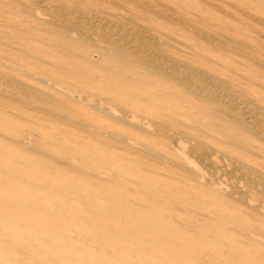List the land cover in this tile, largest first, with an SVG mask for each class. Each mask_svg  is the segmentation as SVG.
Here are the masks:
<instances>
[{"label": "rangeland", "instance_id": "374dc122", "mask_svg": "<svg viewBox=\"0 0 264 264\" xmlns=\"http://www.w3.org/2000/svg\"><path fill=\"white\" fill-rule=\"evenodd\" d=\"M56 1L57 0L45 1V3L42 4V6H40L38 9L36 13L37 16L40 18L43 17L44 19L47 18V21L52 20V16H54L52 11L57 5ZM59 1L63 2L67 8H65L66 10L64 9V14H66V16L60 19H71V22L69 21L70 28L68 29V34H70L69 37L73 38L74 36L73 39L75 40L76 45L74 43L68 45L69 47H65L64 52L66 54H59V57L57 54L60 51L54 50L52 46L48 44V42H43L41 39V35H47V38H51L55 32L53 28L45 27L35 31V33L29 35V41L27 43L23 41H8L5 38V34H9L12 30L8 28L5 31L6 33L0 35L1 40L4 42V44L3 42L0 43V72H2L4 75H11L10 77L18 80L19 82L24 84L26 83L31 87L51 95L52 98L59 100L67 108H69L72 114L75 113L74 115H77L78 118L81 117L80 119L83 122L85 121V125L88 126L89 123L90 125L88 127L79 128V126L78 128H70L66 122L58 120L57 118H49L41 113H38L28 104L12 102L10 99H4L6 106L0 110L2 112V121H0V123L1 129L4 128L2 129L4 137H0V146L5 147L2 148L0 153L1 155H4V158L1 159L0 164L1 166L4 164L6 167L2 169L3 167L0 166V179L3 180L2 182L0 181V188L2 189L0 190V217L2 218L6 217V215H12L16 221L12 224L8 222V226H4L3 223L0 222V264H130L131 262V264H140V262L141 264H164L165 262V264H192L193 262H195V264H264V243H262L264 242V224L261 225V220L250 215L244 205L243 207L245 208L242 207V204H240V206L239 203L235 202L229 203L224 200L223 202L220 201V203L217 202L221 198L213 190L208 189L194 181L188 180L183 176L181 171L167 166L163 161L160 163L159 161L157 162L155 160H139L141 157L125 145L113 143L111 146H104L103 149L106 151H114L116 157L114 156L109 158V156L104 153L97 154V152L101 151L100 143L106 144L110 141L103 138H93L89 135V133L86 132L88 130L92 132L93 128H98L100 129L101 133L110 132L113 134L121 133L127 136L129 135L128 137L133 143H142L152 146L161 154H167L169 158H173L175 156L182 158L185 157V154L188 152L189 144L182 142L180 146L183 148L180 146L178 147L179 149L182 148L180 149V152H173L175 150V147L173 146H171L173 151H170L171 149L168 150L165 145H169L171 140L169 137V139L162 137V135L164 136L167 133H164V131L161 132L160 126L162 123H166L168 125L171 124L170 119L172 117H178L183 120L182 122L189 124L190 118L192 120H196L194 119L195 116L192 115H196L197 112L192 111V107L193 110H195V108L198 110L199 107L203 105V102L200 104V101L197 100L196 102L194 99L191 100L189 96L187 97V95L184 94L181 87L178 85L163 80L155 72L153 73V71L151 72L146 70L147 62H144L145 60L143 59V61L142 58L140 60L141 64L139 63L138 66L137 63L128 64L118 61L115 58L112 60L110 54L114 49H117L115 48L117 45L119 46L118 49H122L124 47L123 50L126 51V49H128L127 52L129 53L130 50L131 54L136 52L135 49H137L138 53L134 55H138L140 57L150 55L149 52L151 49L141 46L142 50H145L144 53H141L142 51L138 50L137 44L135 45L132 43L129 45H122L120 43H116L115 39H118V36H114L112 39V37L106 35V37L104 36L106 39H104L103 32L98 31V29L93 27V23H95L96 19L100 20L102 23H109V25L111 27H115V29H121L120 31L122 33L130 32L131 34L137 30V28L142 26L141 28L149 34L148 36H153V40L160 42L159 44L161 46V52L165 55L186 62L193 68L203 72L205 71V73L208 75H212L213 77H216L225 83L228 82L227 84H229L232 90L237 93H240L241 91L240 94H243L244 92L245 95L248 94L247 96L259 100L264 96V0ZM52 3H56V5ZM70 6L74 9H77L78 13L75 10L71 14L68 10ZM152 6L156 9H154ZM80 11H82V15L79 13ZM19 15L20 16H17L16 18L22 20L23 15L20 13ZM179 16H182V18H179ZM109 19H111V21ZM75 20L78 21L75 22ZM130 20L134 22L132 23ZM117 22L119 24H117L118 27L116 26ZM57 28L61 29V27ZM202 30L210 33V35L212 34L216 38L225 36L229 39L222 41V43L219 45L206 44L205 42H202L203 39L201 40L202 37L200 34H198L200 33L199 31ZM71 31H73V34ZM76 31L78 32L77 35H75ZM198 36L201 38L198 39ZM155 37L156 39H154ZM80 38L82 39L80 40ZM76 39L78 42H76ZM83 39H86L87 41ZM110 39L114 40V45L111 42L112 40L109 42ZM235 42L245 45L249 49H247L249 54H240L236 51H233ZM93 45L95 46L93 47ZM133 46L136 47L133 49ZM133 50L135 51L132 52ZM30 52L34 54H31ZM42 53H44V55ZM148 57L149 59H153L151 58L152 56ZM258 64L262 65L263 68H260ZM77 66L85 73L81 77L76 74V71L74 70ZM10 69L12 71H10ZM26 72L32 74V76L35 78H30L29 76L25 75ZM35 74L39 77L42 75L43 76L39 78L34 76ZM45 80L47 81L44 83ZM72 88L73 91L71 90ZM75 88H78L80 91L78 89L76 90ZM63 90L65 93L67 91H71L70 93L78 94L79 92V94L88 97L89 101H92L93 103L96 101H101L104 107L110 108L112 111L115 110L114 112L116 114H119V111L121 110L131 111L133 112L134 123L137 122L145 124L144 128H146L147 131L145 129L140 130L134 127L131 123H120V121L116 119H113L112 121V118L108 117L107 114L95 109L94 107H91L86 102L69 100L67 97L66 99L63 93L59 95V93H61L60 91L63 92ZM90 94L92 95L90 96ZM181 108L182 110H180ZM198 115H201L199 118H202V122L205 123L206 119L204 116L198 113L196 117H198ZM93 118L94 120H92ZM150 121L153 122L151 123ZM209 123L211 124L206 128L214 135H218V137H223L225 135L223 127L219 123L214 122L213 124L212 121H209ZM155 125L156 127H154ZM130 126H132V128ZM182 126L183 125L178 126V128L188 131L185 126ZM57 127L64 128V130L67 132V138H64V140L58 137L52 138L51 140L45 138L42 139L41 134L57 133ZM155 131L157 133H155ZM156 134L159 135L156 136ZM9 137L21 142L22 147L20 148L14 146L8 139ZM194 137L206 141L212 148L220 151L222 153L221 155H226L228 158L239 160L252 167H260L261 161L254 157H249L247 152H243L241 150L239 151L234 147L219 143L214 139L202 136V134L199 133H195ZM43 142H54L55 148L57 147L56 150L58 149L57 156H61L63 159H70L72 161L69 163H67L68 160H62L63 162H53L51 159H47L46 161V158L39 154H35V152L32 151L33 147ZM248 142V145H246L247 149L259 150L262 148L259 142L255 140L249 139ZM162 149L164 150L162 151ZM87 150L97 155L92 156V153H84L87 152ZM172 154L174 155L172 156ZM80 159H86L85 161L89 160L88 162H91L90 166H92L94 169L89 170L87 167V172H85V170L83 172H79L78 169L81 168L80 161H82ZM198 160L199 159L194 157L190 166H192V168L195 167V169H193L196 171L199 170L198 172L202 171L200 172L201 174H204L206 172L205 170L213 167L209 165V162ZM112 161H115L116 163ZM122 166L124 169H122ZM213 168L211 170H213ZM82 169H84V167H82ZM96 170L98 172H102V174L97 175ZM217 170L223 172V169L220 170V168H218ZM13 175L17 176V180H15L14 183L12 182L8 184L9 178L12 177L6 176ZM124 181H126V183H124ZM162 186H164V188H162ZM20 187L30 191L28 197L26 196L22 198L26 199L24 202L25 204L27 203V205L23 204L24 202H21L23 201L22 199L19 200V198H17V200L14 198L16 192L20 190ZM166 189L169 193L167 198L169 197L171 200L173 199V202L171 201L167 203V200H162L161 191ZM8 191L12 194V197L3 196V193L5 194ZM50 192H52L53 197ZM41 194H46L47 196H41ZM39 196L41 197V200ZM45 198H48V200H45ZM57 198L58 200H55ZM158 199L160 201H158ZM50 200L53 201L51 202ZM44 201H46V203ZM32 202L33 205H31ZM106 203L108 204L106 205ZM9 206L11 208H9ZM32 206H34L33 208L35 210L32 208ZM26 207L30 210L28 211ZM59 208H61V211ZM167 208H169V210H167ZM2 210L5 212L3 213ZM22 210L27 212L23 214L24 212H22ZM77 210L78 212H76ZM19 212L20 214L18 215ZM33 212L35 213L34 216ZM53 212L58 217H56ZM13 213H16L18 216L15 217L16 214ZM39 214L44 215L42 217ZM50 214L52 216L51 218ZM45 216L47 217L46 219ZM33 217H35L34 219L36 221H32ZM47 220H50L51 222ZM37 221H39V223ZM43 222L45 224H43ZM54 222H56V224ZM46 223L48 225H46ZM83 223L85 225H83ZM36 224L38 226H44L41 227V229H37V231H42L44 238L43 240H38L35 243H33L31 240L24 242L14 236V233L9 232L11 230L7 231L8 229L13 230L15 228L19 232L22 231L28 233L30 232L29 229L35 228L37 226ZM175 226L177 228H175ZM85 227L87 230L84 229ZM90 229L92 230L90 231ZM244 230H252V233H254V236L252 235L253 238L248 237ZM74 233L75 236L73 235L74 237H72V234ZM92 233L93 236L91 237L90 235H92ZM218 234H224V237L220 236V238ZM170 235L171 237H169ZM258 235L261 238L258 237ZM79 236L82 238H79ZM103 236L105 239L102 238ZM256 237L257 239H254ZM206 238L209 242L206 240ZM176 240L177 242H175ZM165 241L168 244H166ZM72 242L73 244H71ZM172 242L173 245L171 244ZM180 242H183V245H180ZM50 243H56V245L59 246L60 251H58L55 255L52 254L51 256H38L35 254L37 251L35 248L40 250V246ZM80 243L82 246L84 244V246L82 247ZM150 244L152 249L150 248ZM231 244H233V246H231ZM103 245L105 246L104 248L102 247ZM166 245L170 247L168 248ZM195 245L199 246V248ZM63 246L65 248L64 250ZM181 247L182 249H180ZM221 247L223 249H221ZM229 248L231 249L228 250ZM112 250H114L113 253ZM133 251L135 253L134 255L132 254ZM174 251H177L178 253ZM183 252L185 254H183ZM114 253L116 255H114ZM128 253L131 255V257ZM189 253L191 254L189 255ZM118 254H120V256ZM171 257H174V260ZM130 258L133 259L131 260ZM124 259H126V261H124ZM148 260L151 261L148 262Z\"/></svg>", "mask_w": 264, "mask_h": 264}, {"label": "bare ground", "instance_id": "6f19581e", "mask_svg": "<svg viewBox=\"0 0 264 264\" xmlns=\"http://www.w3.org/2000/svg\"><path fill=\"white\" fill-rule=\"evenodd\" d=\"M45 1H48V0H0V35H2L3 33H6V29H12L11 32L9 34H5V38L8 40V41H13V42H28L29 41V35L30 34H33L35 33V31L37 30H40L42 28H53L54 29V35L51 36V38H47V35L46 36H42L41 35V39L43 42H48V44H50V46H52V48L54 50H59L60 52H58V56L60 57V55H63V54H66L64 52L65 50V47H67L68 45L70 44H74L75 43V40L73 39L72 37H69L70 34H68V29L70 28V22H71V19L70 20H62L60 18H64L66 16V14H64V9L66 8L65 7V4L59 0L56 1V3H52V4H55L56 7H54V10L52 11L54 16H52V20L50 21H47L46 19H44L43 17L40 18L39 16H37V11L38 9L40 8V6H42V4L45 3ZM79 1V0H78ZM77 1V2H78ZM143 4V3H142ZM139 5V4H138ZM137 5V6H138ZM67 6V5H66ZM77 6V5H75ZM141 7V6H140ZM149 7V6H147ZM153 7V6H152ZM144 8V7H143ZM154 8V7H153ZM152 8V9H153ZM67 9V8H66ZM65 9V10H66ZM156 9V8H154ZM69 12L72 14L75 10L77 11L78 13V10L77 9H74L72 8L71 6L69 7ZM67 10V11H68ZM81 10V9H80ZM151 12V11H150ZM22 14V20H19V18H16L17 16H20L19 15ZM39 13V12H38ZM80 14L82 13V11L79 12ZM155 13V12H154ZM41 14V13H40ZM52 14V13H50ZM76 14V12H75ZM45 15V14H44ZM43 15V16H44ZM68 15V14H67ZM77 15V14H76ZM82 15V14H81ZM176 15V14H175ZM80 16V15H79ZM69 17V16H67ZM135 17V16H134ZM133 17V18H134ZM49 18V17H48ZM75 18V17H74ZM81 18V17H80ZM79 18V19H80ZM89 18V17H88ZM115 18V17H114ZM129 18V17H127ZM179 18H182V16H179ZM99 19V18H98ZM124 19V18H122ZM131 19V18H130ZM62 20V21H61ZM82 20V19H81ZM111 21V19H109ZM125 20V19H124ZM129 20V19H128ZM176 20V19H175ZM185 20V19H184ZM70 21V22H69ZM78 21V20H77ZM75 20V22H77ZM105 21V20H104ZM120 21V20H118ZM123 21V20H122ZM132 20H130L131 22ZM178 21V20H177ZM134 21H132L133 23ZM136 22V21H135ZM183 22V21H182ZM197 22V21H196ZM120 23H123V22H120ZM181 23V22H180ZM69 24V25H68ZM118 22L116 23V26H117ZM125 24V23H124ZM185 24H186V21H185ZM203 24V23H202ZM119 25V24H118ZM127 25V24H125ZM89 26V25H88ZM131 26V25H130ZM186 26V25H185ZM184 26V27H185ZM190 26V25H188ZM57 27H61V29H58ZM93 27H95L96 29H98V31H101L103 32V37L106 35L112 37L114 36H118L117 38L118 39H115L116 40V43H120V44H124V45H129V44H132L134 43L135 45L137 44V48L138 50L142 51L141 53H144L145 50H142V47L143 46L144 48L145 47H148L151 49V51L149 52L150 55H146V56H143V57H140V56H136L134 54H137L138 51L137 49L136 52H134L135 50H133L132 52H134L133 54H131L130 50H129V53L127 52L128 49H126V51L122 49H118V45H117L115 48L117 49H114L112 51V53L110 54V56L112 57V60L113 58L117 59L118 61H121V62H125V63H137V66L139 65L140 63V60L142 58V60L144 62H147L146 64V70H149V71H153V73L155 72L160 78H162L163 80H166L167 82H172L176 85H178L179 87H181L182 91L184 92L185 95H187V97L189 96L192 99L200 101V104L201 102H203V105L199 107V109L197 110L195 108V110H193V107H192V111H196V115L198 113L202 114L204 116V118L206 119V122L203 123L202 120L199 118L201 115H198V117H196V115H192V116H195L194 119L196 120H192L190 118V121H189V124L185 123V122H182L183 120H181L180 118L178 117H172L170 120H171V124H166V123H162L161 124V132L164 131V133L166 132L167 134H165L164 136L162 135V137H164L165 139L166 138H170V144H166L165 146L167 147V149H171L170 151H173L171 148V146L175 147V150L173 152H177L179 151L180 152V149H182L183 147L180 146V144L182 142H186L189 144V150L188 152L185 154V157H173V158H169L167 156V154H161L160 152H158L154 147L152 146H149L147 144H138V143H133L131 141V139L125 135V134H119V133H116V134H113V133H101L100 132V129L98 128H93L92 129V132L90 130L86 131L87 133H89V135L93 138H103V139H108L110 142L108 143H100L101 145V148H100V152H97V154H106L107 156L110 157H114L116 154L114 153V151H106L104 148V146H111L113 145V143H116V144H122V145H125L127 146L129 149H131L132 151H134L138 156H140L141 158L139 160H155V161H159L161 163V161H163L167 166L173 168V169H176V170H179L182 172L183 176L185 178H187L188 180L190 181H194L198 184H201L203 185L204 187L208 188V189H211L213 190L214 192H216L218 194V196L221 198L219 199L217 202L220 203V201L223 202L224 201H227V202H235V203H239L242 204V207L243 205L247 208V211L250 215H252L253 217H256L258 218L259 220H261V225L264 224V96L261 97V99H256V98H252V97H249L247 95L244 94H240V93H237L235 92L234 90H232V88L229 86V84H227L228 82H223L219 79H217L216 77H213L212 75H208L207 73H205V71H201V70H198V69H195L193 68L192 66L188 65L186 62H183L179 59H176V58H173V57H170V56H167L165 55L164 53L161 52V49H160V42L156 41V40H153V36L150 37L148 36L149 34L143 30L141 27L137 28V30H135L133 33L130 34L129 33H122L119 29V28H116L115 27H111L109 25V23L107 22H101L100 20H97L95 21V23H93ZM118 27V26H117ZM120 27V26H119ZM148 27V26H147ZM146 27V28H147ZM204 27V26H203ZM123 29H125L124 27H122ZM144 28V27H143ZM160 28V27H159ZM187 28V27H186ZM190 28V27H188ZM83 29V28H82ZM119 29V30H118ZM131 29V28H129ZM128 29V30H129ZM145 29V28H144ZM148 29V28H147ZM58 30V31H57ZM107 30V31H106ZM127 30V29H126ZM153 30V29H151ZM195 30V29H194ZM43 31V30H41ZM53 31V30H52ZM111 31V32H110ZM154 31V30H153ZM51 32V31H50ZM72 34H73V31H71ZM75 32V31H74ZM93 32V31H92ZM100 32V33H101ZM124 32V30H123ZM157 32V31H156ZM155 32V34H156ZM192 32V31H191ZM195 32V31H194ZM201 35V37L198 36V39L201 38V40L203 39L202 42H205L206 44H214V45H219L222 43V41L224 40H227L229 38L227 37H223V36H220V38H216L215 36H213L212 34L210 35V33L206 32V31H199ZM77 31H76V34L77 35ZM154 33V32H153ZM159 33V32H158ZM161 33V32H160ZM219 33V31H218ZM217 33V34H218ZM80 34H83V33H80ZM110 34V35H109ZM195 34V33H194ZM220 34V33H219ZM50 35V33H49ZM96 35V34H95ZM215 35V34H214ZM80 36V35H79ZM83 36V35H82ZM81 36V37H82ZM94 36V34H93ZM98 36V35H97ZM156 36V35H155ZM158 36V35H157ZM104 37V39H106ZM101 38V37H100ZM158 38V37H157ZM79 39V38H78ZM82 38H80L81 40ZM109 39V38H107ZM110 39L109 42L112 40ZM156 39V37L154 38ZM197 39V40H198ZM77 40V39H76ZM85 41H87L86 39H83ZM90 40V39H89ZM158 40V39H157ZM161 40V39H160ZM194 40V39H193ZM102 41V40H101ZM108 41V40H107ZM114 40H112V44L114 45L113 43ZM3 42L1 40V37H0V43ZM35 42V41H34ZM78 42V40L76 41ZM81 42V41H80ZM106 42V40H105ZM194 42V41H193ZM83 43V42H82ZM198 43V42H197ZM4 44V42H3ZM13 44V43H12ZM96 44V43H95ZM108 44V42H107ZM111 44V43H110ZM109 44V45H110ZM76 45V43H75ZM88 45V44H87ZM15 46V45H14ZM26 46V45H25ZM95 45H93L94 47ZM111 46V45H110ZM121 46V45H120ZM131 46V45H130ZM8 47V46H7ZM12 47V46H11ZM69 47V46H68ZM112 47V46H111ZM122 47V46H121ZM128 47V46H127ZM134 47L136 46H133V49ZM101 48V47H100ZM130 48V47H129ZM143 48V49H144ZM19 49V48H18ZM111 49V48H110ZM113 49V48H112ZM131 49V48H130ZM171 49V48H169ZM247 47L245 45H243L242 43H239V42H235L234 46H233V51H236L238 53H244L246 55L249 54V52H247ZM17 50V49H16ZM21 50V49H20ZM40 50V49H39ZM42 50V49H41ZM103 50V49H102ZM132 50V49H131ZM249 50V49H248ZM106 51V50H104ZM108 51H109V48H108ZM139 51V52H140ZM8 52V51H7ZM17 52V51H16ZM80 52V51H79ZM232 52V51H231ZM27 53V52H26ZM31 53V52H30ZM63 53V54H62ZM106 53V52H104ZM109 53V52H108ZM147 53V52H146ZM234 53V52H233ZM31 54H34V53H31ZM44 55V53H42ZM60 54V55H59ZM41 55V54H39ZM51 55V54H50ZM72 55V54H71ZM78 55V54H77ZM192 55V54H191ZM54 56V55H53ZM148 56H152L151 58L153 59H149ZM243 56V55H242ZM31 57V56H30ZM58 57V58H59ZM79 57V55H78ZM189 57V56H188ZM253 57V56H251ZM33 58V57H32ZM57 58V57H56ZM65 58V57H64ZM140 58V59H139ZM245 58V56H244ZM249 58V57H248ZM39 59V58H38ZM55 59V58H54ZM78 59V58H77ZM250 59V58H249ZM6 60V59H5ZM10 60V59H9ZM248 60V59H247ZM256 60V58H255ZM60 61V60H59ZM154 61V63H153ZM47 62V60H46ZM45 62V64H46ZM63 62V61H62ZM75 62V61H74ZM5 63V62H4ZM32 63V62H31ZM43 63V62H42ZM55 63V62H54ZM66 63V62H65ZM34 64V63H33ZM141 64V63H140ZM31 65V64H30ZM36 65V64H35ZM65 65V64H64ZM134 65V64H132ZM136 65V64H135ZM145 65V64H143ZM1 66V65H0ZM13 66V65H12ZM24 66V65H23ZM60 66V64H59ZM258 66L260 68H263L262 65L258 64ZM4 67V66H3ZM15 67V66H14ZM13 67V68H14ZM40 67V66H39ZM66 68V67H65ZM71 68V67H70ZM145 68V67H144ZM8 69V68H6ZM5 69V70H6ZM38 69V68H37ZM72 69V68H71ZM206 69V68H205ZM264 69V68H263ZM23 70V69H21ZM20 70V71H21ZM41 70V69H40ZM58 70V69H57ZM76 71V74H78L80 77L85 74L83 71H81L78 66L75 67L74 69ZM113 70V69H112ZM10 71H12L10 69ZM25 71V70H24ZM110 71V70H109ZM14 72V71H13ZM23 72V71H22ZM68 72V71H67ZM32 73V72H31ZM35 73V72H34ZM60 73V72H59ZM70 73H71V70H70ZM105 73V72H104ZM10 74V72H9ZM24 74V73H23ZM39 74V73H37ZM155 74V75H156ZM25 75L29 76L30 78H35L32 76V74L30 73H25ZM42 75V74H41ZM60 75V74H59ZM11 76V75H10ZM8 76L7 74L4 75L2 74V72H0V110L4 107L5 108V101L4 99H10L12 100V102H17V103H25V104H28L29 106H31L35 111H37L38 113H41L49 118H57L58 120H62L64 122H66L68 124V126L71 127H76L78 128H81V127H88L90 125L87 126L84 124L83 121H81V117L78 118L77 115H74L71 113V111L69 110V108H67L62 102H60L59 100H56L54 98H52L51 95L47 94V93H44L42 92L41 90H38L34 87H31L29 85H27L26 83H22V82H19L18 80H15L14 78ZM14 76V75H13ZM36 76V74L34 75ZM43 76V75H42ZM40 76V77H42ZM76 76V75H75ZM21 77V76H20ZM25 77V76H24ZM36 77H39V76H36ZM39 77V78H40ZM45 77V76H44ZM66 77V76H65ZM71 77V76H70ZM29 78V79H30ZM49 78V77H48ZM68 78V76H67ZM72 79V78H71ZM82 79V78H81ZM23 80V79H22ZM40 80V79H39ZM50 80V79H49ZM48 80V81H49ZM69 80V79H68ZM74 80V79H73ZM77 80V79H76ZM85 80V79H84ZM161 80V79H160ZM196 80V81H194ZM33 81V79H32ZM47 80L44 81V83L46 82ZM51 81V80H50ZM57 81V80H56ZM75 81V80H74ZM82 82V81H81ZM38 83V82H37ZM41 83V82H40ZM57 83V82H55ZM61 83V82H60ZM68 83V82H67ZM63 84H66V83H63ZM76 84V83H75ZM167 85V84H166ZM34 86V85H33ZM68 86V85H67ZM177 86V87H178ZM61 87V86H60ZM84 87V86H83ZM164 87V86H163ZM58 88V87H57ZM71 88V87H70ZM74 88V87H73ZM73 88L71 89L73 91ZM51 89V88H50ZM66 89V88H65ZM76 89V88H75ZM74 89V90H75ZM78 89V88H77ZM76 89V90H77ZM44 90V89H43ZM52 90V89H51ZM67 90L69 91V89L67 88ZM66 90V91H67ZM79 90V89H78ZM171 90V89H170ZM55 91V90H53ZM63 92L60 91L61 93L60 94H64L65 95V98L67 97L69 100H77V101H80V102H86L87 104H89L91 107H94L95 109H98L99 111L107 114L108 117H111L112 118V121L113 119H116L118 121L123 122V123H131L134 127L140 129V130H146V128H144L145 124H142V123H134V116H133V112L131 111H128V110H121L119 111V114H116L114 111H112L110 108H107V107H104L102 102L101 101H96V102H92V101H89V98L84 96V95H81L79 94H74V93H70V92ZM80 91V90H79ZM82 91V90H81ZM84 91V90H83ZM167 91V90H166ZM59 92V91H58ZM247 92V91H246ZM87 93V92H85ZM89 94V93H88ZM55 95V94H54ZM63 95V97H64ZM92 94H90L91 96ZM183 95V96H185ZM94 96V95H93ZM96 97V96H95ZM170 97V96H169ZM177 97V96H176ZM66 98V99H67ZM94 98V97H93ZM172 98V97H170ZM105 99V98H104ZM178 99V98H177ZM176 99V100H177ZM107 100V99H106ZM167 100V99H166ZM180 100V99H179ZM65 102V101H64ZM174 102V101H172ZM209 102V103H207ZM71 103V102H70ZM178 103V102H177ZM183 103V102H182ZM189 103V102H188ZM83 104V103H82ZM190 104V103H189ZM188 104V105H189ZM110 105V104H109ZM130 105V104H129ZM162 105V104H161ZM177 105V104H176ZM18 106V105H17ZM116 106V105H115ZM187 106V105H186ZM19 107V106H18ZM110 107V106H109ZM114 107V105H113ZM16 108V107H15ZM31 108V110H32ZM72 108V107H71ZM88 108V106H87ZM120 108V107H119ZM19 109V108H17ZM21 109V108H20ZM114 109V108H113ZM122 109V108H121ZM175 109V108H174ZM173 109V110H174ZM188 109V108H187ZM8 110V109H7ZM22 110V109H21ZM33 110V111H34ZM89 110V109H88ZM182 110V108L180 109ZM98 111V112H99ZM172 111V110H171ZM78 112V111H77ZM100 112V113H101ZM36 113V112H35ZM37 113V114H38ZM168 113V112H167ZM182 114V113H181ZM188 114V113H187ZM193 114V112H192ZM195 114V113H194ZM103 115V114H102ZM101 115V116H102ZM136 115V114H135ZM2 112L0 111V121H2ZM11 116V115H10ZM43 116V117H45ZM82 116V115H81ZM162 116V115H161ZM160 116V117H161ZM166 116V115H165ZM137 117V116H136ZM180 117V116H179ZM182 117V116H181ZM188 117V116H187ZM84 118V117H83ZM170 118V117H169ZM184 118V117H183ZM94 120V118L92 119ZM107 120V119H106ZM133 121V122H132ZM209 121H212L213 124L214 122H217L219 123L222 127H223V130H224V133L225 135L223 137H218V135H214L210 130H208L206 127H209V125L211 123H209ZM56 122V121H55ZM110 122V121H109ZM151 122V121H150ZM149 122V123H150ZM153 122V121H152ZM151 122V123H152ZM150 123V124H151ZM63 124V123H62ZM88 124V123H87ZM118 124V123H117ZM154 124V123H153ZM158 124V123H157ZM156 124V125H157ZM156 125L154 127H156ZM183 125L182 127L185 126L186 129H188V131H185V130H181L178 128V126H181ZM15 126V125H14ZM67 126V127H68ZM93 126V125H92ZM150 126V125H149ZM153 126V125H152ZM213 126V125H212ZM132 128V126H130ZM58 128V127H57ZM101 128V127H100ZM153 128V127H152ZM158 128V127H157ZM156 128V129H157ZM4 129V128H2ZM2 129H1V123H0V137H4V134L2 133ZM84 129V128H82ZM104 130V129H103ZM131 130V129H130ZM147 131V130H146ZM103 132V131H102ZM134 132V131H133ZM149 132V131H148ZM152 132V131H151ZM159 132V131H158ZM66 131L64 130V128H58L57 130V133H51V134H41V137L42 139H49L51 140L52 138H60L62 140H64V138H67V135H66ZM135 133V132H134ZM154 133V132H153ZM155 133H157L155 131ZM195 133H199V134H202V136H205V137H208V138H212L214 139L215 141L219 142V143H222V144H226V145H229L230 147H234L236 148L237 150H241L243 152H247L248 156L249 157H254L258 160H260V167L259 168H256V167H252L250 165H247L245 164L244 162H241L239 160H236V159H232V158H228L226 157V155H221L222 153L220 151H218L217 149H214L212 148L206 141L202 140V139H197L196 137H194V134ZM212 133V134H211ZM159 135V134H158ZM156 134V136H158ZM34 136V135H33ZM79 136V135H78ZM21 137V136H20ZM161 138V137H159ZM168 138V139H169ZM12 144L16 147H22V144L21 142H18L14 139H12L11 137L8 138ZM31 139V138H30ZM251 139V140H255L257 142H259L260 146L262 147L261 149L259 150H250V149H247L246 148V145H248V140ZM167 141V140H166ZM28 143V142H27ZM71 143V142H70ZM31 144V143H29ZM11 145V144H10ZM35 145V144H34ZM77 145V144H76ZM59 146V145H58ZM79 146V145H78ZM182 147V148H178V147ZM5 146H0V153L2 151V148H4ZM14 148V147H13ZM57 148V147H56ZM55 148V143L54 142H50V143H39L37 145H35V147H33V150L35 152V154H39L41 155L42 157L46 158L45 160L47 161V159H51L53 162H57V161H60V162H63L62 160H68V159H63V157L61 156H57L58 155V152ZM62 148V147H61ZM82 148V147H81ZM65 149V148H64ZM68 149V148H67ZM128 149V150H129ZM166 149V148H164ZM162 149V151L164 150ZM230 150V149H229ZM82 151V150H81ZM167 151V150H165ZM169 152V151H168ZM223 152V151H222ZM84 153H92V156H96L97 154L93 153V152H89L87 150V152H84ZM167 153V152H166ZM71 154V153H69ZM77 155V154H76ZM135 155V154H134ZM174 154H172L173 156ZM181 155V154H180ZM3 156V157H2ZM63 156V155H62ZM85 156V155H83ZM66 157V156H65ZM64 157V158H65ZM116 157V156H115ZM197 158L199 159L200 161H205V162H209L208 164L210 166H213V170H211L212 168L210 169H207L205 170L206 172L204 174H201L200 172L194 170L195 167L192 168V166H190L192 163V159ZM4 158V155H1L0 154V161L1 159ZM105 158V157H104ZM107 158V157H106ZM118 158V157H117ZM83 159V158H82ZM80 159V160H82ZM89 159V158H88ZM87 159V160H88ZM119 159V158H118ZM86 160V159H85ZM85 160H82L80 161L81 162V168L78 169L79 172H83L85 170V172H87V170H93L94 168L92 166H90V163L88 161H85ZM108 160V159H107ZM110 160V159H109ZM198 160V161H199ZM36 161V160H35ZM51 161V162H52ZM72 160H68L67 163L71 162ZM33 162V161H32ZM39 162V161H38ZM43 162V161H42ZM65 162V161H64ZM104 162V161H103ZM107 162V161H106ZM111 162V161H110ZM112 162H115V161H112ZM46 163V162H44ZM97 163V162H95ZM116 163V162H115ZM195 163V162H194ZM108 164V163H107ZM123 164V163H122ZM158 164V163H157ZM262 164V165H261ZM44 165V164H43ZM67 165V164H66ZM96 165V164H94ZM140 165V164H139ZM1 166V164H0ZM57 166V165H56ZM99 166V165H97ZM103 166V165H102ZM121 166V165H120ZM205 166V165H204ZM3 167L2 169H4L6 166H4V164H2ZM0 167V168H1ZM31 167V165H30ZM41 167V166H40ZM45 167V166H44ZM82 167H84V169H82ZM88 167V169H87ZM101 167V166H99ZM110 167V166H109ZM208 167V165H207ZM115 168V167H114ZM134 168V167H133ZM218 168H220V170L223 169V172H220L219 170H217ZM222 168V169H221ZM74 169V168H73ZM105 169V168H104ZM120 169V168H119ZM122 169L123 166H122ZM126 169V168H125ZM129 169V168H128ZM197 169V167H196ZM108 170V169H107ZM115 170V169H114ZM113 170V171H114ZM171 170V169H170ZM202 170V169H201ZM77 171V172H78ZM123 171V170H121ZM120 171V172H121ZM97 172V175H100L102 174V172ZM131 173V172H129ZM137 173V172H136ZM141 173V172H140ZM169 173V172H168ZM117 174V173H116ZM120 174V173H119ZM126 174V172H125ZM139 174V173H138ZM143 174V173H142ZM122 175V174H121ZM124 175V173H123ZM182 176V178L184 179V177ZM4 177V176H3ZM6 177H12V178H9L8 180V184L9 183H14L15 180H17V176L16 175H13V176H6ZM164 177V176H163ZM121 178V177H120ZM128 178V177H127ZM147 178V177H146ZM150 178V177H149ZM167 178V177H166ZM125 180V179H124ZM0 181L2 182L3 180L0 179ZM127 181V180H126ZM126 181H124V183H126ZM0 182V183H1ZM6 182V181H5ZM78 182V181H77ZM139 182V180H138ZM142 182V181H141ZM152 182V181H151ZM160 182V181H159ZM114 183V182H113ZM3 184V183H2ZM116 184V183H115ZM121 184V183H120ZM123 184V183H122ZM137 184V183H136ZM119 185V184H118ZM139 185V184H138ZM17 186V184H16ZM126 186V185H125ZM7 187V185H6ZM47 187V185H46ZM138 187V186H136ZM149 187V186H147ZM195 187V186H194ZM127 188V187H126ZM152 188V187H151ZM160 188V187H159ZM162 188H164V186H162ZM9 189V188H7ZM12 189V188H11ZM10 189V190H11ZM20 190L16 192L14 198H19L22 199L24 197H28V194H29V190L28 189H25L23 187H20L19 188ZM117 189V188H116ZM143 189V188H142ZM0 190H2L0 188ZM14 190V189H12ZM88 191V190H87ZM128 191V190H127ZM138 191V190H137ZM62 192V191H61ZM60 192V193H61ZM177 192V191H176ZM1 193V192H0ZM3 193V192H2ZM51 195H52V192H50ZM49 193V194H50ZM103 193V192H102ZM147 193V191H146ZM145 193V194H146ZM155 193V192H154ZM160 193V192H159ZM167 193V194H166ZM48 194V196H49ZM97 194V193H95ZM141 194V192H140ZM149 194V193H148ZM157 194V193H156ZM169 193L167 192V189L164 190V191H161V198L163 201H166L167 200V203L169 202H173V199L171 200V198H167V195ZM171 194V192H170ZM32 195V194H31ZM35 195V194H34ZM43 195H46V194H41V196ZM3 196H6V197H12V194L9 193V191L7 193H3ZM47 196V195H46ZM86 196V195H85ZM98 196V195H97ZM148 196V195H147ZM156 196V195H155ZM175 196V195H174ZM53 197V195H52ZM103 197V196H102ZM120 197V196H119ZM1 198V197H0ZM40 200H41V197L39 196ZM152 198V197H151ZM160 198V199H161ZM174 198V197H173ZM30 199V198H29ZM2 200H6V199H2ZM18 200V199H17ZM23 201H21L22 203L24 202V200L26 199H22ZM45 200H48V198H45ZM55 200H58L55 199ZM105 200V199H104ZM135 200V198H134ZM155 200V199H154ZM169 200V201H168ZM176 200V199H175ZM51 201V200H50ZM53 201V200H52ZM51 201V202H52ZM71 201V200H70ZM156 201V200H155ZM158 201H160L158 199ZM187 201V200H186ZM3 202V201H2ZM8 202V201H7ZM6 202V203H7ZM10 202V201H9ZM17 202V201H16ZM27 202V201H26ZM29 202V201H28ZM46 203V201H44ZM55 202V201H54ZM53 202V203H54ZM58 202V201H56ZM99 202V201H98ZM103 202V201H102ZM136 202V201H135ZM180 202V201H179ZM203 202V201H202ZM216 202V201H214ZM5 203V202H4ZM11 203V202H10ZM38 203V202H37ZM105 203V202H104ZM109 203V202H108ZM106 203V205L108 204ZM152 203V202H151ZM159 203V202H158ZM8 204V203H7ZM20 204V203H19ZM18 204V205H19ZM25 204V202L23 203ZM22 204V205H23ZM31 204V203H30ZM47 204H48V201H47ZM100 204V203H99ZM103 204V203H102ZM141 204V203H139ZM146 204V203H145ZM223 204V203H222ZM225 204V203H224ZM17 205V204H16ZM27 205V203L25 204ZM33 205V202L32 204ZM40 205H43V204H40ZM40 205H37V206H40ZM51 205V204H50ZM104 205V204H103ZM111 205V204H109ZM238 205V206H239ZM15 206V205H14ZM24 206V205H23ZM22 206V207H23ZM29 206V204H28ZM36 206V207H37ZM48 206V205H47ZM105 206V205H104ZM103 206V207H104ZM151 206V205H150ZM160 206V205H159ZM222 206V205H221ZM226 206V204H225ZM230 206V205H229ZM228 206V207H229ZM241 206V205H240ZM8 207V206H7ZM21 207V208H22ZM34 206H32L33 208ZM42 207H45V206H42ZM60 207V206H58ZM67 207V206H66ZM243 207V208H245ZM9 208H11L9 206ZM7 208V209H9ZM16 208V207H15ZM14 208V209H15ZM18 208V207H17ZM27 208V207H26ZM25 208V210H26ZM48 208V207H47ZM164 208V207H163ZM220 208V207H219ZM224 208V206H223ZM13 209V210H14ZM20 209V208H19ZM24 209V208H23ZM28 209V208H27ZM34 209V208H33ZM44 209V208H42ZM61 208H59L60 210ZM65 209V208H63ZM62 209V210H63ZM119 209V208H118ZM152 209V208H151ZM162 209V208H161ZM230 209V208H229ZM12 210V211H13ZM17 210V209H16ZM30 209H28L29 211ZM35 210V209H34ZM41 210V209H40ZM39 210V211H40ZM54 210V209H53ZM164 210V209H163ZM167 210H169V208H167ZM32 211V210H31ZM38 211V210H37ZM57 211V210H56ZM61 211V210H60ZM72 211V210H71ZM241 211H245V210H241ZM1 212V210H0ZM2 212L4 213L5 211L2 210ZM8 212V211H7ZM22 212H24L22 210ZM27 212V211H26ZM26 212H24L23 214H25ZM44 212H48V211H44ZM43 212V213H44ZM52 212V211H51ZM78 212V210L76 211ZM135 212V211H134ZM166 212V211H165ZM9 213V212H8ZM50 213V212H49ZM62 213V212H61ZM72 213V212H71ZM80 213V211H79ZM167 213V212H166ZM219 213V212H218ZM12 214V213H11ZM13 214H16V213H13ZM20 214V212L18 213V215ZM53 214H55L53 212ZM66 214V213H65ZM64 214V215H65ZM69 214V213H68ZM157 214V213H155ZM201 214V213H200ZM16 214L15 217L18 216ZM35 215V213L33 212V216ZM40 216L43 217L42 214H39ZM46 215V214H45ZM49 215V214H48ZM59 215V214H58ZM22 216V215H21ZM56 216V214H55ZM73 216V215H72ZM110 216V214H109ZM139 216V215H138ZM24 217V216H23ZM26 217V216H25ZM51 214H50V218H51ZM58 217V216H56ZM55 217V218H56ZM60 217V216H59ZM70 217V216H69ZM77 217V216H76ZM27 218V217H26ZM35 217H33L32 221H36L34 219ZM40 218V217H39ZM47 217L45 216V219ZM179 218V217H178ZM16 219V218H15ZM18 219V218H17ZM21 219V218H20ZM49 219V218H48ZM58 219V218H57ZM130 219V218H129ZM176 219V218H175ZM30 220V219H29ZM28 220V221H29ZM40 220V219H39ZM53 220H54V217H53ZM63 220V219H62ZM230 220V219H229ZM16 220H14V217L12 215H6V217H0V222L3 223V225H9L8 222H10L11 224L13 222H15ZM20 221V220H19ZM26 221V220H25ZM31 221V220H30ZM29 221V222H30ZM47 221H50V220H47ZM39 223V221H37ZM51 222V221H50ZM64 222V221H63ZM67 222V221H66ZM74 222V221H73ZM118 222V220H117ZM231 222V221H230ZM27 223V222H26ZM35 223V222H34ZM33 223V224H34ZM56 224V222H54ZM233 223V222H232ZM21 224V223H20ZM28 224V223H27ZM43 224H45L43 222ZM54 224V225H55ZM76 224V223H75ZM137 224V223H136ZM244 224V223H243ZM35 225V224H34ZM37 225V224H36ZM40 225V224H39ZM42 225V224H41ZM46 225H48L46 223ZM51 225V224H50ZM83 225H85L83 223ZM169 225V224H168ZM167 225V227H168ZM205 225V224H204ZM29 226H33V225H29ZM65 226V225H64ZM67 226V225H66ZM81 226V225H80ZM177 226V225H176ZM175 226V228H177ZM228 226V225H227ZM41 227H44V226H36L35 228H31L29 229L30 232L28 233H25V232H19L17 231V229H8L7 231L9 232H12V233H9L11 235H14L16 236L18 239L22 240V241H33V243H35L36 241L38 240H43V234H42V231L41 230H38L37 229H41ZM83 227V226H82ZM88 227V225H87ZM225 227V226H224ZM7 228V227H6ZM66 228V227H65ZM89 228V227H88ZM92 228V227H91ZM95 228V227H94ZM127 228V227H126ZM141 228V227H140ZM86 229V227L84 228ZM83 229V230H84ZM93 229V228H92ZM90 229V231L92 230ZM117 229V228H116ZM152 229V228H151ZM172 229V228H170ZM206 229V228H205ZM222 229V228H220ZM246 229V228H245ZM87 230V229H86ZM85 230V231H86ZM153 230V229H152ZM240 230V229H239ZM70 231V230H69ZM164 231V230H163ZM170 231V230H169ZM176 231V230H175ZM225 231V230H224ZM245 231V230H244ZM72 232V231H70ZM76 232V231H75ZM107 232V231H106ZM149 232V231H148ZM151 232V231H150ZM173 232V231H172ZM179 232V231H178ZM176 232V233H178ZM212 232V231H211ZM214 232V231H213ZM216 232V230H215ZM253 231L252 230H246L245 231V234L250 237V238H253L252 235L254 233H252ZM7 233V232H6ZM68 233V232H66ZM89 233V232H88ZM113 233V232H112ZM111 233V235H112ZM159 233V232H158ZM180 233V232H179ZM243 233V232H242ZM69 234V233H68ZM83 234V233H82ZM86 234V233H85ZM107 234V233H106ZM114 234V233H113ZM173 234V233H172ZM228 234V233H227ZM75 236V233L72 234V237ZM102 235V233H101ZM156 235V234H155ZM168 235V234H167ZM174 235V234H173ZM219 235V234H218ZM224 235V234H223ZM222 234L219 235L224 237ZM256 235V234H255ZM88 236V235H87ZM91 237L93 236V233L92 235H90ZM100 236V235H99ZM105 236V235H104ZM104 236L102 238H104ZM115 236V235H114ZM177 236V235H176ZM227 236V235H226ZM254 236V235H253ZM262 236H263V233H262ZM81 236H79L80 238ZM97 237V235H96ZM106 237V236H105ZM171 237V235L169 236ZM179 237V236H177ZM258 237H260L258 235ZM70 238V237H69ZM82 238V237H81ZM86 238V237H85ZM95 238V237H94ZM176 238V237H175ZM221 238V237H220ZM261 238V237H260ZM97 239V238H96ZM105 239V238H104ZM108 239V238H106ZM113 239V238H112ZM181 239V238H180ZM178 239V240H180ZM254 239H257L254 238ZM264 239V237H263ZM68 240V239H67ZM70 240V239H69ZM75 240H78V239H75ZM84 240V238H83ZM91 240V239H90ZM102 240V239H101ZM114 240V239H113ZM172 240H175V239H172ZM182 240V239H181ZM207 240V238H206ZM259 240V239H258ZM93 241V240H92ZM97 241V240H96ZM99 241V240H98ZM144 241V239H143ZM148 241V240H147ZM171 241V240H170ZM168 241V242H170ZM208 241V240H207ZM213 241V240H212ZM227 241V240H226ZM254 241V240H253ZM256 241V240H255ZM260 241V240H259ZM258 241V242H259ZM95 242V241H94ZM114 242V241H113ZM118 242V241H116ZM142 242V240H141ZM156 242V241H155ZM154 242V243H155ZM166 242V241H165ZM177 242V240L175 241ZM179 242V241H178ZM184 242V241H183ZM182 242V243H183ZM209 242V241H208ZM59 243V242H57ZM77 243V241H76ZM79 243V242H78ZM145 243V242H144ZM180 242V245L182 244ZM186 243V242H184ZM221 243V242H219ZM228 243V242H227ZM226 243V245H227ZM264 243V242H262ZM55 244V245H54ZM73 244V242L71 243ZM81 244V243H80ZM102 244V243H101ZM104 244V243H103ZM140 244V243H139ZM143 244V243H142ZM166 244H168L166 242ZM173 245V242L171 243ZM214 244V242H213ZM225 244V243H223ZM105 245V244H104ZM102 246L103 248L105 246ZM127 245V244H126ZM162 245V244H161ZM172 245H171V248H172ZM179 245V244H178ZM183 245V244H182ZM219 245V244H217ZM262 245V244H261ZM264 245V244H263ZM82 246V244H81ZM84 246V244H83ZM82 246V247H83ZM187 246V245H186ZM196 246V245H195ZM231 246H233V244H231ZM230 246V247H231ZM86 247V246H85ZM109 247V246H108ZM145 247V246H144ZM149 247V246H148ZM153 247H156V246H153ZM166 247H168L166 245ZM170 247V246H169ZM168 247V248H169ZM175 247V245H174ZM190 247V246H189ZM199 248V246H196ZM195 247V248H196ZM220 247V246H219ZM225 247V246H224ZM40 250H38L37 248H35L37 251L35 252L36 255L38 256H43V255H52V254H56L58 251H60L59 249V246L56 245V243H50V244H46V245H43V246H40ZM76 248V247H74ZM88 248V247H86ZM110 248V247H109ZM146 248V247H145ZM150 248H151V244H150ZM167 248V249H168ZM184 248V247H183ZM197 248V249H198ZM64 246H63V250H64ZM79 249V248H78ZM152 249V248H151ZM182 249V247L180 248ZM187 249V248H186ZM184 249V250H186ZM191 249V248H189ZM221 249H223L221 247ZM231 248H229L228 250H230ZM89 250V249H87ZM104 250V249H103ZM102 250V251H103ZM137 250H140V249H137ZM147 250V249H146ZM170 250V249H169ZM172 250H176V249H172ZM171 250V251H172ZM193 250V248H192ZM196 250V249H195ZM217 250V249H216ZM219 250V249H218ZM75 251V249H74ZM79 252H81L80 250H78ZM92 251V250H91ZM101 251V252H102ZM118 251V250H117ZM127 251V250H126ZM143 251V250H142ZM145 251V250H144ZM149 251V250H148ZM163 251V250H162ZM161 251V253H162ZM178 251V250H177ZM177 251H174V252H177ZM201 251V249H200ZM95 252V251H94ZM114 252V250H112V253ZM131 252V251H130ZM152 252V251H151ZM159 252V251H158ZM173 252V251H172ZM170 252V253H172ZM93 253V252H92ZM110 253V254H112ZM141 253V252H139ZM154 253V252H152ZM160 253V252H159ZM158 253V254H159ZM166 253V251H165ZM169 253V252H168ZM178 253V252H177ZM182 253V252H181ZM187 253V252H186ZM197 253V252H196ZM83 254V252H82ZM85 254V253H84ZM87 254V253H86ZM100 254V253H99ZM125 254V253H123ZM129 254V253H128ZM133 255L135 254L134 251L132 253ZM174 254V253H172ZM183 254H185L183 252ZM182 254V255H183ZM191 253H189L190 255ZM193 254V253H192ZM195 254V253H194ZM89 255V254H88ZM97 255V253H96ZM102 255V254H101ZM114 255H116L114 253ZM120 256V254H118ZM127 255V254H125ZM124 255V256H125ZM160 255V254H159ZM162 255V254H161ZM180 255V254H179ZM188 255V254H187ZM129 256L131 257V255L129 254ZM146 256V255H145ZM155 256V255H154ZM169 256V254H168ZM172 256V255H171ZM192 256V255H191ZM122 257V256H121ZM136 257V256H135ZM152 257V255H151ZM150 257V258H151ZM170 257V256H169ZM176 257H181V256H176ZM185 257V256H184ZM127 258V257H126ZM134 258V257H133ZM133 258H130L131 260ZM143 258V257H142ZM173 258L174 260V257H171ZM191 258V257H190ZM189 258V259H190ZM137 259V258H135ZM145 259V258H144ZM179 259V258H178ZM184 259V258H182ZM180 259V260H182ZM147 260V259H146ZM186 260V258H185ZM193 260V258H192ZM124 261H126V259H124ZM138 261V260H137ZM145 261V260H144ZM151 261V260H148V262ZM191 261V260H190ZM131 262V261H130ZM134 262V260H133ZM163 262V260H162ZM165 262V261H164ZM178 262V261H176ZM188 262V261H186ZM132 263V262H131ZM130 263V264H131ZM166 263V262H165ZM164 263V264H165ZM168 263V262H167ZM172 263V261H171ZM185 263V262H184ZM195 264V262H193ZM192 263V264H193ZM134 264V263H133ZM139 264V263H138ZM141 264V262H140ZM160 264V263H159ZM162 264V263H161ZM172 264H175V263H172ZM191 264V263H190ZM197 264V263H196Z\"/></svg>", "mask_w": 264, "mask_h": 264}]
</instances>
